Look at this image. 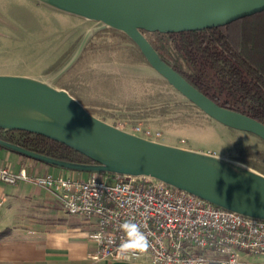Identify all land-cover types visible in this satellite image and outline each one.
Masks as SVG:
<instances>
[{
    "label": "water",
    "instance_id": "water-1",
    "mask_svg": "<svg viewBox=\"0 0 264 264\" xmlns=\"http://www.w3.org/2000/svg\"><path fill=\"white\" fill-rule=\"evenodd\" d=\"M124 33L172 87L221 124L264 141V123L223 107L168 65L142 32L174 33L228 25L264 11V0H39ZM88 31L73 59L81 52ZM0 129L24 130L68 145L95 163L53 159L0 139L20 154L70 170L147 175L208 202L264 220V174L216 154L170 145L95 116L63 88L21 75H0ZM226 164L236 165L234 170Z\"/></svg>",
    "mask_w": 264,
    "mask_h": 264
},
{
    "label": "rangeland",
    "instance_id": "rangeland-1",
    "mask_svg": "<svg viewBox=\"0 0 264 264\" xmlns=\"http://www.w3.org/2000/svg\"><path fill=\"white\" fill-rule=\"evenodd\" d=\"M100 25L39 0H0V75L39 79L121 129L149 130L152 140L214 153L264 174L262 139L206 115L124 33ZM88 31L79 55L58 75Z\"/></svg>",
    "mask_w": 264,
    "mask_h": 264
},
{
    "label": "built area",
    "instance_id": "built-area-1",
    "mask_svg": "<svg viewBox=\"0 0 264 264\" xmlns=\"http://www.w3.org/2000/svg\"><path fill=\"white\" fill-rule=\"evenodd\" d=\"M152 139L149 130L139 134ZM214 154V153H213ZM28 180L51 192L68 215L92 223V260L111 259L147 264H237L242 251L264 255V220L216 206L207 200L147 175L70 172L30 175L0 167V181ZM140 226L149 241L147 251L122 254L127 239L121 225Z\"/></svg>",
    "mask_w": 264,
    "mask_h": 264
},
{
    "label": "trees",
    "instance_id": "trees-1",
    "mask_svg": "<svg viewBox=\"0 0 264 264\" xmlns=\"http://www.w3.org/2000/svg\"><path fill=\"white\" fill-rule=\"evenodd\" d=\"M142 32L161 58L199 91L223 107L264 123V11L202 30ZM0 139L60 161L95 163L40 134L0 129ZM7 232H0V237Z\"/></svg>",
    "mask_w": 264,
    "mask_h": 264
},
{
    "label": "crops",
    "instance_id": "crops-1",
    "mask_svg": "<svg viewBox=\"0 0 264 264\" xmlns=\"http://www.w3.org/2000/svg\"><path fill=\"white\" fill-rule=\"evenodd\" d=\"M25 168L30 175H53L82 171L45 164L0 145V167ZM0 264H147L135 261L98 259L89 255L95 243L89 237L92 223L79 215H68L54 195L28 180L14 184L0 181ZM237 264H264V255L242 251Z\"/></svg>",
    "mask_w": 264,
    "mask_h": 264
},
{
    "label": "clouds",
    "instance_id": "clouds-1",
    "mask_svg": "<svg viewBox=\"0 0 264 264\" xmlns=\"http://www.w3.org/2000/svg\"><path fill=\"white\" fill-rule=\"evenodd\" d=\"M121 228L127 236V239L120 245L122 254H135L147 251L149 241L139 225L126 221L121 225Z\"/></svg>",
    "mask_w": 264,
    "mask_h": 264
},
{
    "label": "bare ground",
    "instance_id": "bare-ground-1",
    "mask_svg": "<svg viewBox=\"0 0 264 264\" xmlns=\"http://www.w3.org/2000/svg\"><path fill=\"white\" fill-rule=\"evenodd\" d=\"M226 166H228L234 170H237V171L240 170L236 165H233V164H226Z\"/></svg>",
    "mask_w": 264,
    "mask_h": 264
}]
</instances>
